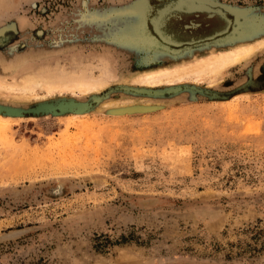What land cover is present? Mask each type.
<instances>
[{"label": "rangeland", "instance_id": "obj_1", "mask_svg": "<svg viewBox=\"0 0 264 264\" xmlns=\"http://www.w3.org/2000/svg\"><path fill=\"white\" fill-rule=\"evenodd\" d=\"M142 1L0 0V104L93 106L84 115L0 113L16 119L0 127V264H264V45L198 83L131 82L263 40L264 0ZM194 12L221 19L193 35L165 29ZM230 18L242 37L192 46L174 38H206ZM51 71L108 83L52 96L9 87ZM176 86L184 90H133Z\"/></svg>", "mask_w": 264, "mask_h": 264}, {"label": "bare ground", "instance_id": "obj_2", "mask_svg": "<svg viewBox=\"0 0 264 264\" xmlns=\"http://www.w3.org/2000/svg\"><path fill=\"white\" fill-rule=\"evenodd\" d=\"M181 6H183V5H181ZM211 12H213V11H211ZM154 16H155V14H154ZM245 41H246V39L242 40V42H240V44H238L232 48L228 46V48H230V49H227L225 51L214 52L213 49H210L208 55H206L204 57H196L193 55L192 59L190 58V61L185 60L183 63L174 64L173 66H162V67H159L157 69L144 71L140 74H137L134 77L132 76L133 78L131 79V82L132 83L134 82L137 85H143V86H148V87H153V86L155 87V86H159V85H175V84H181L184 82L187 83L189 81L197 82V83L201 82L202 79L205 78V76H209V77L216 76L217 74H219L224 69H226V68H228V67H230L236 63H239L242 60H244L245 58L249 57L254 52H256V50H258L261 47V45H264V39L263 40H257L255 42H249V43H246ZM48 72L43 73V74H39L38 72H35L33 74H25L22 77H20V79H18L19 80L18 83L13 84L9 87H10L11 91H22V92H25V94L28 93L30 95L34 94L37 91V89H44L48 92V95L52 96L53 93L54 94L56 92L62 93L64 91H70L72 93H76V92L89 93V92H92L94 90L99 91L101 88H103L106 85V83H108L107 79H101L99 81L97 79L92 80L93 78L89 79V80H85V78L82 80H80V79L79 80H73L69 76H68L69 77L68 78L67 76L64 77V76H58L57 74H53L52 71H51L52 73L51 72L48 73ZM129 79H130V77H129ZM129 79L127 80V82L129 81ZM118 83H120V82H118ZM2 89H4V84L1 82L0 83V91H2ZM20 95H22V94H20ZM26 96H24V97H26ZM37 99H39V98H37ZM113 103H115V104H113ZM113 103H110L109 107L115 106V105L117 106V104H118V103L116 104V102H113ZM128 103H132V102H128ZM121 104H123V103H121ZM9 107L13 108V112H17L16 110H19V108H20L18 106H17L18 108L17 107L15 108L14 106H9ZM13 117H15V116H13ZM16 117H18V116H16ZM15 120L16 119H13L12 117L8 118V117L0 116V127L4 126L5 124H8L12 121H15ZM134 256H136V255H134ZM130 257L131 256H129V258ZM125 260H126V257H125ZM121 262H125V261H121Z\"/></svg>", "mask_w": 264, "mask_h": 264}, {"label": "water", "instance_id": "obj_3", "mask_svg": "<svg viewBox=\"0 0 264 264\" xmlns=\"http://www.w3.org/2000/svg\"><path fill=\"white\" fill-rule=\"evenodd\" d=\"M144 1L145 0H143L142 2ZM146 1L149 3L150 7H152L150 0H146ZM233 15L235 16V18H237L241 16L242 13L235 10ZM229 23H230V26H227L226 29L224 30L218 31L217 33H214L213 35H210L206 38L188 42L187 44L186 43H183V44L192 46V45H198V44H208V43L215 42V41H228L227 39H229L230 41L233 38L242 37L244 33L239 28V19H231ZM145 28H146L147 34H150L153 37V39H155L156 45H162L161 41H159L156 35L153 33L155 32L157 34V32L155 30H153L152 32L148 24H145ZM183 44H180V45L175 44V45L180 47V46H183ZM193 88L194 87L189 88L185 86V89H193ZM133 90L135 91V93L141 94V95L163 96L166 93L172 94V95L178 94L181 91H183L184 88L181 86H176V87H171L169 89H166L165 91L164 90H151V89H144V88L143 89L134 88ZM212 97L219 98V95L213 93ZM92 107L93 106L90 102H81V101H77L74 99H69V100L64 99V100H60L57 102H53V101L40 102L36 104L35 106L29 107V108L20 107L19 110H16L17 112H13V108H10L9 106L0 104V113L4 115L15 116V117L16 116L23 117V116H28V115L39 116V115H46V114L60 116V115H65V114H70V113L71 114H84V113L90 112ZM142 110H148V109H142Z\"/></svg>", "mask_w": 264, "mask_h": 264}, {"label": "flooded vegetation", "instance_id": "obj_4", "mask_svg": "<svg viewBox=\"0 0 264 264\" xmlns=\"http://www.w3.org/2000/svg\"><path fill=\"white\" fill-rule=\"evenodd\" d=\"M217 19H221V18H211L207 14H204V13H195V12L194 13H182L180 16H173L167 22L165 29L169 32V26L171 24L176 23V24H179L182 27V32L183 33H190V34L193 35L195 32H197V31L203 29L204 27L210 25L212 22H214ZM224 21H225V23L227 22L225 19H224ZM193 22L198 24V26L197 27L187 28V25H191ZM226 24H228V23H226ZM171 34H174V33H171ZM174 36H175V38L177 40L183 41L184 43H188L190 41H195V40H199L200 39V38L191 37L189 39V41H187V40L178 39L175 34H174Z\"/></svg>", "mask_w": 264, "mask_h": 264}]
</instances>
